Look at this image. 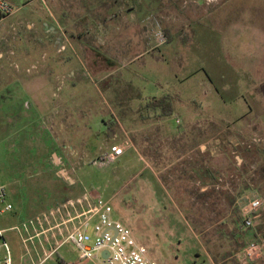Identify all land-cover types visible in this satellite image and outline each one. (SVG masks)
Listing matches in <instances>:
<instances>
[{
	"label": "rangeland",
	"instance_id": "1",
	"mask_svg": "<svg viewBox=\"0 0 264 264\" xmlns=\"http://www.w3.org/2000/svg\"><path fill=\"white\" fill-rule=\"evenodd\" d=\"M8 1L18 12L0 24V182L8 189L14 211L0 224L19 228L6 233L15 257L26 249L23 240L42 229L52 228L51 248L60 246L67 234L65 226L54 228L58 217L25 233L23 224L30 219L18 216L8 172H21V158L38 147V166L49 165L53 174L59 171V178L29 180L37 190L31 205L38 210L31 218L76 204L90 193L111 203L114 217L133 230L160 264H264V84H258L264 78V54H258L264 49L255 47L259 37L264 44V0H218L211 5L199 0L205 6L195 0H131L128 7L122 6L129 8L125 16L132 21L123 16L124 21L112 18L110 23L106 13L95 15L91 23L72 17V11L61 17L57 1L46 0L72 45L74 28L88 36L84 48L71 49L70 44L60 49L62 53L55 44L60 32L47 38L45 17L35 8L39 2L27 9L21 6L29 0ZM217 18L227 25H215ZM77 19L81 26L74 25ZM113 24L123 28L122 37L133 40L127 49L104 44L106 31H111L107 26ZM158 32L166 37L163 45L157 41ZM64 53L78 62L66 74H81L75 102L80 120L74 124L66 113L57 128L51 123L38 130L11 128L29 124L26 114L35 116L21 80L41 72L45 59ZM163 92L175 97L176 116L141 121L137 111L147 96ZM256 94L257 103L252 100ZM76 124L79 139L70 136ZM32 131L40 137H32ZM46 132L54 138L53 146L46 143ZM125 141L131 147L121 161L103 160L111 146ZM201 166L208 171L205 192L199 182ZM20 176L16 182H26ZM151 176L160 192H166L161 198L165 209L155 208L160 198L154 199L158 186ZM255 198L263 205L253 227L246 229L242 209ZM253 242L263 245L262 257L254 262L243 254ZM26 244L33 248L31 241ZM34 244L38 248L39 243ZM57 251L46 264H60L59 258L66 264H103L99 259L80 263L72 242Z\"/></svg>",
	"mask_w": 264,
	"mask_h": 264
},
{
	"label": "crops",
	"instance_id": "2",
	"mask_svg": "<svg viewBox=\"0 0 264 264\" xmlns=\"http://www.w3.org/2000/svg\"><path fill=\"white\" fill-rule=\"evenodd\" d=\"M56 1H57V6H58L57 9H58V12L60 11L61 17H65L69 11H72V14H71L72 17H75V18L78 17L79 20H80V17H82L84 19H88L89 21L88 23H91V19H93L95 15L100 16L101 13H106L108 17L111 18L107 20V23H110L112 18L113 20H117L125 16V10L128 12L129 8L125 9L122 6V4L128 7L129 5L128 2L131 0H56ZM35 2L40 3V6H37L35 8H38L41 11V14H43V16L45 17L44 18L45 19L44 29H45V33L47 35L48 40L49 41L51 40L50 39L51 36H58L60 32L61 37H57V39L55 40V44H57L58 46L57 48H59L58 53H62L60 52V49L62 50L66 49V45H70L71 42L66 39V35L63 33V30H61V28L59 27V23L54 18V15L52 14L50 10V7L48 6L47 1L46 0H29L25 2V5L21 6V8L23 7V8L28 9V7H30L31 4ZM108 2L110 3L108 4ZM194 2L198 4L199 6H205L199 0H195ZM33 9L34 8L30 10H33ZM220 9L221 8H218L217 10V17H219L218 13ZM129 16L130 15L126 14V16L123 19L126 22L132 21ZM234 21L235 20H233V23ZM80 22L81 21H78L77 19V22L74 23V25L81 26ZM215 25L223 28L227 24L223 20H221V18L220 19L217 18ZM116 26L117 24L107 26V28H109V30L111 31L109 33H107L106 31L104 44H106L107 42L111 44L116 43L114 45L112 44L111 47L127 49L130 45V42L131 41L133 42V40L131 39L128 40L126 39V37H122V34L124 33L123 28L118 29ZM76 28H74L71 32L73 36L72 41L74 42L73 43L74 46L72 44L70 45L71 49L84 48L85 43H86L85 37L88 38L87 35L82 37L80 34L81 32L80 28L79 27H76ZM241 29L245 31V28L242 27ZM86 32L89 34L88 30H84V33ZM119 32L120 34L118 35ZM189 37H190L189 40L191 42L192 37L194 38V34H193V31L191 30V26H190V36ZM259 42H260V37H259V40L255 42V45H256L255 47L258 49H264V44L262 43L259 44ZM261 54L263 55L264 52L262 53L260 52L258 55H261ZM66 55L64 53V54H60L54 57L51 56L50 59L49 58L45 59V65L41 69V72L29 74L28 76H26L24 80H21V83L23 84H20V87L23 88L26 95L30 99V101L28 102V106L30 107L31 114H35V116L30 117L29 114H26V118L28 119L29 124L25 126L24 125H21V126L11 125V128L19 129V130H23V129L38 130V129H44L46 127V124L48 123L53 124L57 128L59 123L64 121L66 113H69L68 117L71 116V120L74 124H75L74 122L75 119L79 118L80 120V116H79L80 109L77 107L75 102H76V97L78 98L80 97L79 93L77 92L79 91L78 88L80 86L79 81H80L81 74L78 72L76 73L74 70H71L69 73L66 74L67 70H70L73 67L78 66V62L76 60ZM263 62L264 60H262V63ZM258 82L256 83L260 85L264 84V78L260 79ZM155 95L157 94H153L149 96H155ZM258 96L259 94H256L255 98L252 99L255 101V103L258 102L257 101ZM251 110H253L254 112L256 111L254 109H250V111ZM76 115H78V117ZM36 116H37V120H33V118H35ZM35 123L37 124L34 125ZM110 123L112 122L106 121V124L110 125ZM77 127H79V125L77 124L72 126V131H71L70 136L72 138L79 139L82 136L79 135L77 132L75 133V131L78 129ZM46 134L48 136V141L46 143L53 146V144L55 143L54 138L51 135H49L48 132H46ZM32 137H40V135H38V132L36 133L33 132ZM129 150L130 148L126 149L125 154L120 158L119 161H121L127 155ZM26 152H27V156H25L24 158H21V160L22 159L32 160L33 154H30L28 150ZM206 169L203 171V167L202 166L200 167V181L199 182L201 183L202 192H205L208 188L207 186L208 181H206L208 171ZM161 172L162 171H160V173ZM197 172H198V169L195 168L194 173L197 174ZM43 176H46V177L53 176V177L59 178V171L53 174L52 171L50 170L46 174H44L40 170H37L36 173L34 172L31 174L27 173L25 175V179L30 180L33 178L43 177ZM197 176H199V174ZM155 208L159 210L165 209L161 200L156 202ZM82 209L78 207L79 212ZM76 213L77 212L75 210H71V212L69 211L67 213H64L58 219H60V223H61L62 221L64 222L68 220L70 217H72ZM65 217H67L66 220H65ZM34 218H30V221L33 220ZM56 226L57 225H55L54 228H57ZM35 228H39V227H37L36 225L30 226L27 230H24V232L27 233L30 230L35 231ZM51 231H52V228H47L45 230L42 229L40 233L30 238L24 239L23 241L25 243L26 249L22 250L21 256H19V258L15 257V254H14L15 264H46L48 261L53 259L54 255L58 253V251L56 252V250L59 248V246L56 248L50 247V243L48 242V237L49 235H51L50 234ZM40 236H42L41 239L39 238ZM52 238L53 236L51 235V239ZM26 241L28 242L31 241V243H33L32 249L28 248ZM35 241L39 243L38 248L34 244ZM59 260H60V264H66V261L64 260V258H59Z\"/></svg>",
	"mask_w": 264,
	"mask_h": 264
},
{
	"label": "built area",
	"instance_id": "3",
	"mask_svg": "<svg viewBox=\"0 0 264 264\" xmlns=\"http://www.w3.org/2000/svg\"><path fill=\"white\" fill-rule=\"evenodd\" d=\"M202 1L211 5L218 0ZM17 12L18 8L10 1L0 0V24L10 19ZM157 37L160 45L166 43V37L162 32H158ZM130 145L129 142L125 141L120 145L111 146L103 160L108 163L119 161L126 149L131 147ZM8 194L6 185L0 182V220L14 211V205L8 200ZM75 202L76 204L70 202L63 207H58L55 211L36 216L29 223L23 225L24 230L30 226L46 223L50 219L59 218L68 212V207H70L77 213L68 220L57 224L56 227L63 226L62 229H64L65 226L67 234L60 246L66 242H72L79 252L80 263L99 259L103 264H160L151 256L149 248L135 236L133 230L114 217V209L109 201L102 196L94 198L90 193H86L83 200ZM83 203L86 204L85 207ZM75 205L83 208L82 211L79 212ZM262 205L263 200L255 198L249 200L244 206L242 209L244 228L253 227L255 214L261 210ZM95 220L96 222H94ZM68 224L70 228L67 227ZM12 230L18 231L19 228L13 226L4 229L0 224V264H15L14 252L6 236L7 231ZM104 252H108L106 258L103 257ZM243 254L247 260L257 261L263 255V245L253 242L244 249Z\"/></svg>",
	"mask_w": 264,
	"mask_h": 264
},
{
	"label": "trees",
	"instance_id": "4",
	"mask_svg": "<svg viewBox=\"0 0 264 264\" xmlns=\"http://www.w3.org/2000/svg\"><path fill=\"white\" fill-rule=\"evenodd\" d=\"M168 37L170 40H172L171 35H168ZM175 102V97L168 92H163L160 95L149 96L146 98L144 106H141L137 111V114L139 115L141 121H166L169 118L176 116L177 110ZM111 125H113V123H111ZM28 151L30 152V154H33L32 161L22 159L21 161H24L23 163H25V166L21 169V172H18L15 169H13L15 171L12 170L8 172V176L10 177L9 185L11 186V188L14 187L15 189V193L13 194V196L17 198V203L20 208L18 216L23 220L30 219L32 217V214L36 213L38 210L36 207L31 205L32 201L35 200L34 194L37 190H35V186H32L30 184L29 180H25L26 182L24 183H17L16 176L19 178L22 174V177L25 178L26 172L30 169H32V173H36L37 170H40L44 174L51 170L49 165H45V167L38 166L42 165V163L38 161V158H34V155L36 156V154H38V152L40 151L38 147L32 148ZM27 165L31 166L26 167ZM15 174L16 176L14 177ZM152 182H154L158 186L157 189L154 190V199L157 200V198H160L159 200H161L163 196H166V192H163L164 190L160 192L159 185L154 177H152ZM71 186L72 185H69V187ZM10 193L12 194L11 190ZM13 214H16V209Z\"/></svg>",
	"mask_w": 264,
	"mask_h": 264
},
{
	"label": "water",
	"instance_id": "5",
	"mask_svg": "<svg viewBox=\"0 0 264 264\" xmlns=\"http://www.w3.org/2000/svg\"><path fill=\"white\" fill-rule=\"evenodd\" d=\"M108 256V252L103 253V257L106 258Z\"/></svg>",
	"mask_w": 264,
	"mask_h": 264
}]
</instances>
